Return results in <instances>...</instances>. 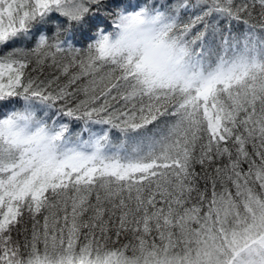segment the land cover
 <instances>
[{"label": "snow or ice", "instance_id": "6c2138e0", "mask_svg": "<svg viewBox=\"0 0 264 264\" xmlns=\"http://www.w3.org/2000/svg\"><path fill=\"white\" fill-rule=\"evenodd\" d=\"M0 264H264V0H0Z\"/></svg>", "mask_w": 264, "mask_h": 264}, {"label": "trees", "instance_id": "16d2710c", "mask_svg": "<svg viewBox=\"0 0 264 264\" xmlns=\"http://www.w3.org/2000/svg\"><path fill=\"white\" fill-rule=\"evenodd\" d=\"M132 2H135V0H132ZM102 19V17H100L99 15H97L96 17H95V19L93 20V23H96L97 21H100ZM87 35V33H85L84 34V36H86ZM81 39H83V36L81 37ZM80 43V41H77V44H79Z\"/></svg>", "mask_w": 264, "mask_h": 264}]
</instances>
